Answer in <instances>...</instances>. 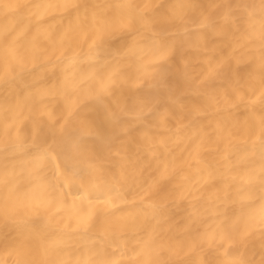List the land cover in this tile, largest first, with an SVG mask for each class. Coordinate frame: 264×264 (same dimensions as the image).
Instances as JSON below:
<instances>
[{
	"label": "bare ground",
	"instance_id": "bare-ground-1",
	"mask_svg": "<svg viewBox=\"0 0 264 264\" xmlns=\"http://www.w3.org/2000/svg\"><path fill=\"white\" fill-rule=\"evenodd\" d=\"M0 264H264V0H0Z\"/></svg>",
	"mask_w": 264,
	"mask_h": 264
}]
</instances>
